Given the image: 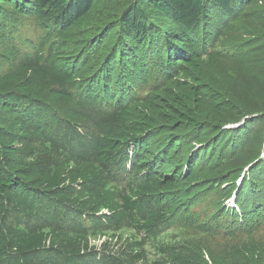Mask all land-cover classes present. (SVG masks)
I'll return each mask as SVG.
<instances>
[{"label":"trees","instance_id":"16d2710c","mask_svg":"<svg viewBox=\"0 0 264 264\" xmlns=\"http://www.w3.org/2000/svg\"><path fill=\"white\" fill-rule=\"evenodd\" d=\"M97 1L0 0V11L9 7L41 29L65 33L85 25ZM243 10V19L254 21L264 0H126L116 26L103 24L90 37L117 28L141 44L161 34V55L182 77L169 76L144 98L108 110L74 94L73 56L39 50L20 58L17 49L6 50L14 63L0 75V264H219L198 245L158 232L179 218L173 192L180 175L165 165L189 135L174 132L219 127L216 136L227 145L240 137L220 127L224 114L228 124L245 118L227 91L206 81L200 52L213 18ZM163 20L175 28L159 29ZM161 134L159 160L148 139ZM256 165L245 182L260 176L264 165ZM108 232L99 246L91 244Z\"/></svg>","mask_w":264,"mask_h":264},{"label":"rangeland","instance_id":"374dc122","mask_svg":"<svg viewBox=\"0 0 264 264\" xmlns=\"http://www.w3.org/2000/svg\"><path fill=\"white\" fill-rule=\"evenodd\" d=\"M125 2L98 0L86 24L65 33L52 25L41 29L32 16L3 7L0 75L14 63L4 57L7 49H17L20 58L33 56L39 50L43 55L61 52L73 56L79 72L74 94L94 98L107 110L119 102L144 98L163 86L169 76L181 78L178 65L170 66L161 55L165 53L161 34L160 39L155 36L153 42L147 39L141 44L118 35L117 28L106 33L104 29L90 37V31L103 24L114 28L113 20ZM255 12L254 21L243 19L244 10L234 17L213 18L203 32L204 47L200 52L206 81L227 91L229 100L245 118L228 124L224 114L220 127L229 130L227 134L240 132V137L232 136L234 143L227 145L216 136L219 127L177 130L175 135L189 136L183 137L184 142L165 165L176 167L180 175V187L173 192L179 218L171 226H162L158 237L196 244L207 256L213 254L219 264H255L254 260L264 264V168L255 180L244 181L247 175L248 181L253 179L258 160L264 165V14ZM158 24L161 30L175 28L165 20ZM246 118L250 120L246 122ZM165 137L161 134L148 139L151 150L160 155L159 160L166 147ZM109 236L108 232L101 238H92L91 244L99 246ZM146 248L152 251L148 245ZM247 250L255 252V258Z\"/></svg>","mask_w":264,"mask_h":264},{"label":"built area","instance_id":"2783aa9c","mask_svg":"<svg viewBox=\"0 0 264 264\" xmlns=\"http://www.w3.org/2000/svg\"><path fill=\"white\" fill-rule=\"evenodd\" d=\"M103 213H107L106 211H103Z\"/></svg>","mask_w":264,"mask_h":264}]
</instances>
